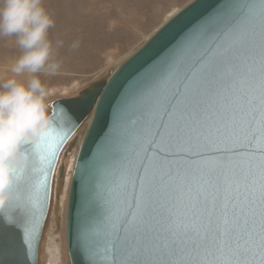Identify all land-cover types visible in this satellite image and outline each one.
I'll list each match as a JSON object with an SVG mask.
<instances>
[{
    "label": "snow or ice",
    "instance_id": "obj_1",
    "mask_svg": "<svg viewBox=\"0 0 264 264\" xmlns=\"http://www.w3.org/2000/svg\"><path fill=\"white\" fill-rule=\"evenodd\" d=\"M89 112L84 264H264V0H192L103 92L60 107L61 126L13 169L0 234L23 249L10 241L0 258L34 260L59 152Z\"/></svg>",
    "mask_w": 264,
    "mask_h": 264
},
{
    "label": "rangeland",
    "instance_id": "obj_2",
    "mask_svg": "<svg viewBox=\"0 0 264 264\" xmlns=\"http://www.w3.org/2000/svg\"><path fill=\"white\" fill-rule=\"evenodd\" d=\"M191 1L42 0L43 7L54 21L48 38L53 45V59L60 64L54 75L39 74L45 86L54 90L49 101L69 97L116 68ZM58 42H61L59 46ZM21 51L14 36H0V83L13 75L10 68ZM68 169L62 196L61 244L57 248L60 264H69L65 217L71 166ZM49 229L50 217L42 238L39 264H56L54 252L50 249V236H46Z\"/></svg>",
    "mask_w": 264,
    "mask_h": 264
},
{
    "label": "clouds",
    "instance_id": "obj_3",
    "mask_svg": "<svg viewBox=\"0 0 264 264\" xmlns=\"http://www.w3.org/2000/svg\"><path fill=\"white\" fill-rule=\"evenodd\" d=\"M53 24L42 0H0V36H14L22 50L11 65L13 75L0 83V212L13 195V169L29 159L25 143L39 140L54 123L49 112L54 90L39 76L54 75L60 68L48 38Z\"/></svg>",
    "mask_w": 264,
    "mask_h": 264
},
{
    "label": "water",
    "instance_id": "obj_4",
    "mask_svg": "<svg viewBox=\"0 0 264 264\" xmlns=\"http://www.w3.org/2000/svg\"><path fill=\"white\" fill-rule=\"evenodd\" d=\"M211 2L212 0H206V3L210 4ZM191 3L192 1L189 4H187L185 7H183L180 11H178L176 14H174L162 26H164L171 19L175 18L176 15L182 14L190 6ZM148 40L138 50H136L133 54L127 57L123 62H121L116 68H112L103 77H100L94 80L93 82L88 84L86 87L82 88L76 95L72 97H60V98H56V99L49 101L50 103L49 112L54 117L53 126H56V127L61 126L62 122L59 116L60 107L67 106L69 108H74V102L77 101L81 96H91L92 94L103 92L106 86L110 82L120 77L121 69L123 68V66L141 50V48L148 42ZM79 115L80 114L77 113V116ZM91 119H92L91 112H89L87 116H84L80 119L79 126L75 129V131L71 133L68 140L66 141V143L63 144L59 152V156L55 164L54 174L51 179L50 204L48 207L46 218L44 219L42 223V228L39 233L38 247L36 248L34 260H27L21 254L18 256L2 257L0 258V264H39L40 246H41L43 234L45 231L46 223L49 218L50 211L52 209L54 178H55V175L57 174V179L59 180V182L61 184H62V181L64 182L65 174H66V162L65 161L74 151L76 152V158H75V163H74V167L72 170V177H71L68 203H67V211H66V224H65L66 246H67L69 264H84V260H83V257L79 249L75 247V227H76V219H77V206L79 203V183L76 179V170H77L78 163L82 162L83 159H86L91 154V150L94 146L93 140L96 137L97 133L100 132V129L98 127L94 132H92L91 135H89V127H90ZM87 121L88 123L86 125V129L84 131V134L82 135L80 143L78 144L77 137H75L74 139L73 137L77 133V131L81 128V126L85 124ZM63 126L68 127L69 125L67 123H64ZM61 156H63V162L61 163V165H59ZM59 197H60L59 195L58 197L56 195L57 202H59L60 200ZM10 241H14L16 248L22 251L23 246L20 245L19 243L20 234L18 232H15L14 230H5L2 234H0V246L8 247Z\"/></svg>",
    "mask_w": 264,
    "mask_h": 264
},
{
    "label": "bare ground",
    "instance_id": "obj_5",
    "mask_svg": "<svg viewBox=\"0 0 264 264\" xmlns=\"http://www.w3.org/2000/svg\"><path fill=\"white\" fill-rule=\"evenodd\" d=\"M80 90H81V88L78 89L75 93L71 94L69 97H72V96L76 95ZM87 123H88V121L81 126V128L77 131V133L73 137V139L75 137H77L78 144L80 143L82 135L84 134V131L86 129ZM73 154L74 155H73L71 160H70V156H69L68 159L65 161L66 162V174H65L64 182L62 181V184H61L59 182V180L57 179V174H56L55 178H54V184H53L52 209H51L50 214H49V217H50V229L47 231L46 236H50V242H49L50 243V249H51V252H54L53 253V261H56V264H60V258H59V255H58L59 251L57 253V248L61 244L60 238H59L60 237L59 236V234H60L59 232L61 231V228L63 227V221H64L63 220V213H62V196L64 194V189H65V185H66L67 175H68V171H69L68 168L70 166H71V172H70L71 173L70 183H71L72 170H73L74 163H75L76 152L74 151ZM62 162H63V156H61V158H60L59 165H61ZM57 171H58V169H57ZM57 171H56V173H57ZM68 189H70V184H69V188ZM56 195H57V197H58V195L60 196L59 197L60 198L59 202H57V200H56ZM68 196H69V190H68ZM55 200H56V202H55ZM67 203H68V198H67ZM66 211H67V208H66ZM65 224H66V217H65ZM65 233H66V231H65ZM54 256H55V259H54Z\"/></svg>",
    "mask_w": 264,
    "mask_h": 264
}]
</instances>
